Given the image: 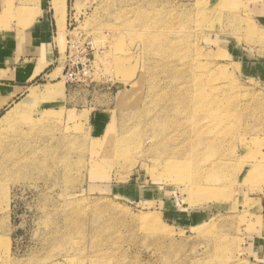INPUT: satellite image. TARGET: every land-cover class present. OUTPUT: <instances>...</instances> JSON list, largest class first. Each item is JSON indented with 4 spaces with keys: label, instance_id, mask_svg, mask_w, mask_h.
<instances>
[{
    "label": "rangeland",
    "instance_id": "374dc122",
    "mask_svg": "<svg viewBox=\"0 0 264 264\" xmlns=\"http://www.w3.org/2000/svg\"><path fill=\"white\" fill-rule=\"evenodd\" d=\"M52 6L53 73L0 113V264H264V0Z\"/></svg>",
    "mask_w": 264,
    "mask_h": 264
},
{
    "label": "crops",
    "instance_id": "0c3cea01",
    "mask_svg": "<svg viewBox=\"0 0 264 264\" xmlns=\"http://www.w3.org/2000/svg\"><path fill=\"white\" fill-rule=\"evenodd\" d=\"M56 31L52 0H0V113L21 98L29 85L52 75ZM50 88L43 94L59 89Z\"/></svg>",
    "mask_w": 264,
    "mask_h": 264
},
{
    "label": "bare ground",
    "instance_id": "6f19581e",
    "mask_svg": "<svg viewBox=\"0 0 264 264\" xmlns=\"http://www.w3.org/2000/svg\"><path fill=\"white\" fill-rule=\"evenodd\" d=\"M63 11V10H62ZM63 13V12H62ZM64 16H65V14H64ZM63 18V17H62ZM65 20V19H64ZM63 23H64V21H63ZM62 23V24H63ZM63 25H65V23L63 24ZM61 28H63L64 29V26H62ZM62 29V30H63ZM36 95V94H35ZM39 97V96H38ZM11 117V113H9L7 116H4V118H2V120H0V123H2V122H6V121H8L9 120V118ZM172 152V151H171ZM177 153V152H176ZM169 155V154H168ZM171 155V154H170ZM167 159V158H166ZM165 159V160H166ZM170 159H172L173 161H171V162H168V163H163L164 165H165V167H167V169L168 170H175L174 168H178L180 165H181V162H179V155L177 156V157H172V155H171V158ZM163 165V166H164Z\"/></svg>",
    "mask_w": 264,
    "mask_h": 264
}]
</instances>
